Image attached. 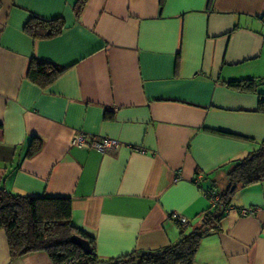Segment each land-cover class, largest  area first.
I'll use <instances>...</instances> for the list:
<instances>
[{
  "label": "crops",
  "instance_id": "obj_1",
  "mask_svg": "<svg viewBox=\"0 0 264 264\" xmlns=\"http://www.w3.org/2000/svg\"><path fill=\"white\" fill-rule=\"evenodd\" d=\"M76 2L0 0V187L70 197L101 259L163 248L201 225L204 191L226 189L264 139V0H87L79 16ZM31 16L62 18L63 31L34 38ZM31 58L66 69L41 87L26 78ZM78 132L119 146H71ZM0 264L53 263L43 251L11 258L0 230ZM192 264H264V180L237 187Z\"/></svg>",
  "mask_w": 264,
  "mask_h": 264
},
{
  "label": "trees",
  "instance_id": "obj_2",
  "mask_svg": "<svg viewBox=\"0 0 264 264\" xmlns=\"http://www.w3.org/2000/svg\"><path fill=\"white\" fill-rule=\"evenodd\" d=\"M87 0H77L75 15L79 16ZM162 3L163 0H160ZM212 0H208L210 4ZM264 22V15L261 17ZM62 18L43 20L31 16L24 29L34 38L48 39L61 34ZM65 67L38 58H31L26 78L44 87L51 84ZM264 81V79L260 80ZM230 86L254 89L257 81L239 80L227 82ZM264 98L259 99L263 110ZM108 116V115H107ZM28 155L40 148V142L32 140ZM228 186L216 192L218 202L203 214L201 225L185 232L182 229L178 241L156 250H134L126 255L101 259L94 250V239L76 228L71 222V199L68 196H22L0 187V230H4L11 258L30 252L43 251L53 264L73 260L74 264H192L203 236L220 230V222L230 207L231 197L238 186L245 187L264 180V139L256 150L235 161L227 171ZM212 189L208 187V190ZM78 235L89 242L90 253L69 241Z\"/></svg>",
  "mask_w": 264,
  "mask_h": 264
},
{
  "label": "built area",
  "instance_id": "obj_3",
  "mask_svg": "<svg viewBox=\"0 0 264 264\" xmlns=\"http://www.w3.org/2000/svg\"><path fill=\"white\" fill-rule=\"evenodd\" d=\"M70 145L74 147L94 149V150H97L103 153V152L117 148L119 146V142L115 139L108 138V137H100L97 140L87 141L86 134L78 132L72 136ZM201 178L202 177L199 176L197 180H200ZM204 193L209 200V205L211 207L216 206L218 202V194L216 193V191L213 189H209V190L204 191ZM251 213H252L251 210L244 209L241 211L242 215H247ZM170 219L174 223L178 224L181 228L187 227L190 223L189 220L185 216L178 214L177 212H172L170 214ZM61 264H74V261L71 259Z\"/></svg>",
  "mask_w": 264,
  "mask_h": 264
},
{
  "label": "water",
  "instance_id": "obj_4",
  "mask_svg": "<svg viewBox=\"0 0 264 264\" xmlns=\"http://www.w3.org/2000/svg\"><path fill=\"white\" fill-rule=\"evenodd\" d=\"M69 241L75 245H77L84 254H89L91 249H90V245H89V242L78 236V235H72L69 239Z\"/></svg>",
  "mask_w": 264,
  "mask_h": 264
}]
</instances>
